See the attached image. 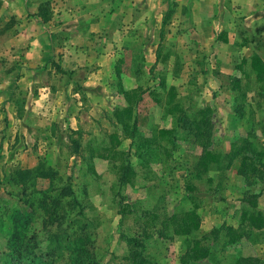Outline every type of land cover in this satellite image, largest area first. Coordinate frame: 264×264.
<instances>
[{
    "label": "rangeland",
    "instance_id": "1",
    "mask_svg": "<svg viewBox=\"0 0 264 264\" xmlns=\"http://www.w3.org/2000/svg\"><path fill=\"white\" fill-rule=\"evenodd\" d=\"M56 2L58 5L61 0ZM175 13L174 9L167 27L169 31H165L162 36L160 28L148 33L151 43L158 46L157 49L152 47V50H148L149 56L146 58L141 44L134 45V41L128 40L131 46H122L119 54L121 62H117L114 78L107 83L109 87L103 104L93 103L82 86L83 80H76L72 84L73 72L59 71L57 63V88L68 86L77 94L74 96L72 93L67 97L69 104L65 106L61 105L62 100L60 104L57 103L55 120L51 125L47 128H44L45 124L37 125L38 114L29 108L30 100L23 95L22 90L19 92L21 85L18 83H14L12 88H15L16 93L19 92L15 98L19 100L20 109H23L19 113L20 116L22 114L21 118L14 115L9 120L7 111L0 106V176L7 181L4 176L11 171L54 172V183L69 184L88 217V233L93 238L90 259L85 264H124L129 246L122 235L135 236L141 233L142 225L138 221L147 218L142 214V209H154L160 216L185 212L191 207L188 183L195 188L193 194L201 204V226L194 231L193 236L198 238L209 234L212 229L222 225L233 226L235 229L240 227L243 233V237L236 243H230L225 232L219 242L213 243L210 238L207 244L212 248V256L198 264H234L243 256L260 257L264 264V230L253 231L242 224L243 206L239 197L243 196L247 188L244 184L241 186L235 174L236 178L228 171V180L223 181L221 186L217 183L219 179L216 171L195 178L190 172L199 157L200 149L183 139L177 140L176 148L167 139L162 140L164 147H153L147 154L139 147L141 138L154 136L159 128L176 126L175 116L164 110L167 90L172 85L178 92V109L190 108L188 110L192 113L205 107L210 110L219 137L227 150L233 131L239 125H244L240 129L244 134L254 128L264 145L260 125L254 127L249 124V121H255L264 125V96L259 95L261 88L253 78L244 77L243 69H248L247 66L238 69L244 57L256 53L264 58V0H216L212 25L215 44L209 49L202 47L198 35L187 25V21L181 22L179 18L180 29L177 30ZM222 32H226L228 38L232 39V46L217 40V35ZM139 37L146 38L147 33L145 36L140 32ZM245 39L249 43L246 46H234H240ZM159 50L163 57L168 56L166 61L162 57L161 61L157 58L159 61L154 62L155 53L158 55ZM149 58L152 59L151 63L147 62ZM10 67L5 63L0 65V97L4 95L2 91H5L1 85L11 82L5 80L1 72L10 71ZM119 69L121 76L118 77ZM237 77L242 79V93L235 88L234 79ZM161 79L166 80V89L161 88ZM135 88L146 90V93L138 110L141 132L131 147L132 138L124 136L123 127L116 122L114 110L126 105L124 91ZM152 88L155 89L154 93L151 92ZM244 92L247 95L245 100ZM241 105L245 106L246 115L237 123L234 117L238 116ZM112 133H118L123 138V144L118 146L123 154L107 151L112 145ZM137 151L141 154H135ZM127 161L129 165L125 169ZM127 169V181L130 182L124 184L120 172ZM209 177L215 178V184L218 185L211 183ZM48 183V180L40 177L37 185L40 188ZM20 188L7 184L0 191V264H6L10 258L3 248L11 229V225L5 223L9 214L13 209L27 213L34 208L33 198L37 195L20 200ZM218 188L219 191L214 195V190ZM252 189L256 191L259 187ZM119 192L126 196L125 200L121 199ZM131 203L135 204L132 206L135 213L123 219L119 209ZM259 205L261 209L264 208V195ZM5 209L11 210L10 213L6 214ZM78 211L79 208L74 209L72 215ZM41 217L42 212L37 209L33 214L35 228H42ZM39 233L42 238H46L45 244L52 242L46 236L48 232L42 230ZM147 246L146 255L151 259V264H181L180 257L185 249L179 237L171 241L155 236L148 240ZM73 257L66 251L64 258L58 259L60 262L57 264H76L75 254Z\"/></svg>",
    "mask_w": 264,
    "mask_h": 264
},
{
    "label": "trees",
    "instance_id": "2",
    "mask_svg": "<svg viewBox=\"0 0 264 264\" xmlns=\"http://www.w3.org/2000/svg\"><path fill=\"white\" fill-rule=\"evenodd\" d=\"M48 1L42 2L40 5L41 16L47 19ZM170 15V14H169ZM50 18V17H49ZM217 40L224 43H229L228 35L222 32L217 35ZM248 40V39H247ZM249 44L246 39L240 45L246 46ZM168 56L163 57L166 61ZM247 66L248 69H243ZM238 69H243L245 78H253L256 85L260 86L259 95L264 96V58L254 53L251 57H244L238 65ZM58 70L64 72L58 65ZM118 77L121 76L120 69L117 70ZM236 90L243 92L240 85L241 78L234 79ZM162 89H166V80L159 81ZM154 88L151 92L154 93ZM167 99L164 110L167 113L173 114L176 118V126L173 128H159L157 133L152 137L141 138L139 147L141 151L147 154L153 147H164L162 140L167 139L174 148H176L177 140H185L187 143L197 146L200 149L199 157L190 172L195 178H202L208 175L211 171L218 173L219 185L228 180L227 172L232 167L233 163L238 161V175L242 177L246 190L240 198L244 204L241 211L242 224L248 226L253 231L264 230V208L259 205L260 198L264 195V145L259 140V134H255L254 128L248 129L246 134L241 133L242 125L238 126L233 131V138L229 140V150H227L221 141L216 122L208 108H200L191 112L190 108H180V103L177 99L178 92L174 85L167 90ZM146 90L135 88L133 90H125L126 105L124 107H116L114 116L118 125L123 127L124 136L131 137V147L137 141L138 133L141 132V120L138 110L141 102L144 99ZM244 92L243 98L247 99ZM240 111L235 122H241L246 115L245 106H239ZM238 108V109H239ZM237 110V109H236ZM252 113V112H251ZM232 117V115H231ZM250 125L257 127L260 125V134L264 136V125L249 121ZM246 123V122H245ZM181 135V136H180ZM181 138H180V137ZM111 147L107 148L109 152L123 154L119 151L118 146L123 144V138L118 133L110 135ZM130 152L131 149H129ZM165 151V150H164ZM141 154L137 151L135 154ZM131 154V153H130ZM129 161L125 165L128 168ZM127 171H121V182L128 183ZM58 176V174H56ZM4 181L0 176V191L7 184L21 186L18 191L20 200H24L26 196L37 195L33 198L30 212L27 213L18 211V209H5L4 212L8 216L6 224L11 225L9 234H7L6 243L4 244L5 254L10 258L6 260V264H57L58 259H63L65 252H70L71 256L75 254L76 264H85L90 259L91 246L94 245L91 233H88L89 221L88 217L80 204L76 192L69 184L57 185L52 181L55 173L43 174L41 171H11L6 174ZM48 180L47 186L38 187V179ZM60 180L61 176L59 177ZM209 181L215 184V178L209 177ZM187 190L191 192L188 198L191 199V207L185 212H175L170 215L160 216L154 209H142V214L146 215V219H140L141 233L135 236L123 234V239L129 246L128 254L125 255L124 264H151L147 252V242L152 238L162 237L167 240H173L179 237L183 242L184 253L180 257L181 264H198L204 260H208L212 256V248L207 244L212 238V242H219L222 239L223 233L228 238L230 243L238 242L243 233L240 227L235 229L233 226L217 227L212 229L209 234L201 237H196L194 231L201 226L199 209L201 208L200 201L195 197V188L188 183ZM221 186V185H220ZM259 187L253 191V187ZM220 188V187H219ZM219 188L214 190V195L219 191ZM121 199H126V196L119 192ZM69 198V199H68ZM132 206L135 204L122 206L119 209L123 219L128 215L135 213ZM79 208V211L73 214V210ZM42 212V228L33 226V214L36 210ZM160 220V221H159ZM159 222V224L157 223ZM48 232L46 236L52 242L45 244L46 238H42L39 231ZM54 230V231H52ZM74 258V257H73ZM123 258V257H122ZM60 264V263H59ZM234 264H263L260 257L243 256L236 260Z\"/></svg>",
    "mask_w": 264,
    "mask_h": 264
},
{
    "label": "crops",
    "instance_id": "3",
    "mask_svg": "<svg viewBox=\"0 0 264 264\" xmlns=\"http://www.w3.org/2000/svg\"><path fill=\"white\" fill-rule=\"evenodd\" d=\"M46 1L48 18L44 19L40 5ZM56 1L0 0V65L11 66L10 71L1 72L11 82L1 85L5 91L0 106L7 111L9 120L14 115L22 116L19 113L23 109L15 98L22 90L30 100L29 108L38 114L37 125L45 124L47 128L54 122L57 103L62 100L61 105L65 106L69 104L67 97L77 94L68 86L57 88V63L64 72H73L72 84L83 80L82 86L93 103L103 104L107 83L114 78L117 62H121L122 46H131L128 40H132L134 45L141 44L145 58L149 56L147 51L157 49L158 44L151 43L148 33L160 28L162 36L169 31L174 9L178 12L177 30L180 18L195 31L202 47L209 49L215 44L212 25L216 0H61L58 5ZM140 32L145 36L147 33V37L138 38ZM230 44L233 45L232 39L224 45ZM155 54L154 62L161 61V51ZM14 83L21 85L18 93L12 88ZM238 167L236 161L228 171L232 177L237 176L242 186Z\"/></svg>",
    "mask_w": 264,
    "mask_h": 264
}]
</instances>
